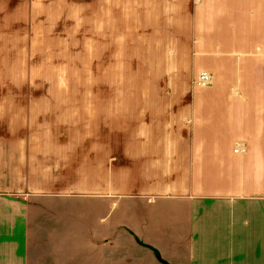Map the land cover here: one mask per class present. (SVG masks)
Listing matches in <instances>:
<instances>
[{
  "label": "crops",
  "instance_id": "0c3cea01",
  "mask_svg": "<svg viewBox=\"0 0 264 264\" xmlns=\"http://www.w3.org/2000/svg\"><path fill=\"white\" fill-rule=\"evenodd\" d=\"M43 1L167 87L0 94V264H264V0Z\"/></svg>",
  "mask_w": 264,
  "mask_h": 264
},
{
  "label": "rangeland",
  "instance_id": "374dc122",
  "mask_svg": "<svg viewBox=\"0 0 264 264\" xmlns=\"http://www.w3.org/2000/svg\"><path fill=\"white\" fill-rule=\"evenodd\" d=\"M51 8L43 0H0V94L8 90L167 87V82L140 80L144 75L132 72L140 68L132 63L145 56L146 50L123 48L122 42H116L121 47L111 51L91 48L90 33L60 32L59 17ZM116 40H122V34H116ZM113 57L115 65H107L106 58ZM96 58H102L103 64H90ZM5 99L25 103L27 97L7 95Z\"/></svg>",
  "mask_w": 264,
  "mask_h": 264
},
{
  "label": "built area",
  "instance_id": "2783aa9c",
  "mask_svg": "<svg viewBox=\"0 0 264 264\" xmlns=\"http://www.w3.org/2000/svg\"><path fill=\"white\" fill-rule=\"evenodd\" d=\"M210 81H211L210 73L202 71L199 74H197L196 78L193 80V83L195 85L205 87L209 85ZM235 150L236 151L240 150V147H236Z\"/></svg>",
  "mask_w": 264,
  "mask_h": 264
},
{
  "label": "trees",
  "instance_id": "16d2710c",
  "mask_svg": "<svg viewBox=\"0 0 264 264\" xmlns=\"http://www.w3.org/2000/svg\"><path fill=\"white\" fill-rule=\"evenodd\" d=\"M157 257H158V259H160L164 264H168L167 262H165L164 260H162L158 254H157Z\"/></svg>",
  "mask_w": 264,
  "mask_h": 264
},
{
  "label": "bare ground",
  "instance_id": "6f19581e",
  "mask_svg": "<svg viewBox=\"0 0 264 264\" xmlns=\"http://www.w3.org/2000/svg\"><path fill=\"white\" fill-rule=\"evenodd\" d=\"M211 76V75H210Z\"/></svg>",
  "mask_w": 264,
  "mask_h": 264
}]
</instances>
